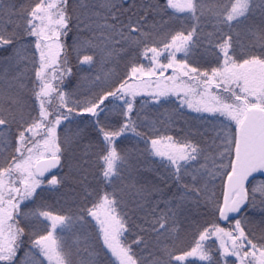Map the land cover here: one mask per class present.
<instances>
[{
	"label": "snow or ice",
	"instance_id": "obj_1",
	"mask_svg": "<svg viewBox=\"0 0 264 264\" xmlns=\"http://www.w3.org/2000/svg\"><path fill=\"white\" fill-rule=\"evenodd\" d=\"M169 94L164 133L183 119L180 138L143 99ZM255 174L264 0H0V264H264ZM208 215L184 246L183 225Z\"/></svg>",
	"mask_w": 264,
	"mask_h": 264
},
{
	"label": "trees",
	"instance_id": "obj_2",
	"mask_svg": "<svg viewBox=\"0 0 264 264\" xmlns=\"http://www.w3.org/2000/svg\"><path fill=\"white\" fill-rule=\"evenodd\" d=\"M71 2H72V0H70V3ZM209 2H213V0H209ZM14 3L16 5V7H19L21 4L31 3V0H14ZM67 43L69 45H71V43H72V36L71 35L68 37ZM181 55L182 54H178V57H180ZM70 59L72 61L73 70L75 72L77 70L76 58H75V54L72 53L71 50H70ZM128 59L129 58L127 56H125V57L121 58L119 63L114 64V65L113 64L108 65V67H115L116 72L118 73V77L114 78L115 82H118L119 78H123L124 75L126 74V72L128 71V69L126 67V65L128 63ZM139 62L147 63L146 60H142V59ZM200 66L203 68V67H208L209 65L207 62L202 61ZM71 80H72V82H71V85L69 86L68 90L75 88L76 83H77V77H72ZM111 86H115V83H113ZM75 98H77V99L82 98V95H78ZM140 99H141V97L137 98L138 101ZM143 99L149 101L148 109H149V114L151 115V117L157 121H163L164 122V124H162V123L157 124V127H159L161 129L162 133H164V126L168 122V116L172 112V110H174L175 108L180 106V98H178V97H161V100L163 101V103H156V102L152 101L151 98H147V97H143ZM165 110H167V111H165ZM181 111L183 112L184 117L187 118L193 126H201V127L206 126V125H199V121L197 120V118L198 117H210V114H208V113H196L192 109H189L186 105H184L181 108ZM215 123L218 124L219 120H216ZM73 127H74V125H73ZM180 129H184L185 131L187 130L183 119H177L176 123L172 125L171 129L167 133H164V134L173 135L174 137L180 138L183 135V133L180 131ZM124 143H129V141H124ZM140 147H143V144H141ZM150 159L155 163L160 158L159 157H151ZM145 175H150V174L145 173ZM225 178H226V175L223 177H218L217 180L215 181L216 186H215L214 190H215L217 196L221 200L223 198ZM261 179H264V178L261 176H256V180L253 181V183L258 182ZM117 186L122 187V185L120 184L119 181L117 182ZM92 187L97 190L96 192L93 193L92 198H95V196L100 191V189L103 188V185L100 183H97L96 181H93ZM173 191H175V186H173ZM129 200H130V198H129ZM49 203H52V201H49ZM29 207H33V205H29ZM54 207H55V209L58 210L60 208V205H55ZM65 207H67V206H65ZM133 219H135V217H133ZM193 219L196 222L195 224L185 223L183 225V231L181 232V239L184 241V246H187L192 241L193 235L196 232L197 226L203 227V226H205V221L211 223L214 220V218L211 215L197 216V217H193ZM216 222L220 223V225L222 227H225V228L228 227V222H226V221H216ZM90 230L94 232L95 228L93 227ZM257 235H259V233H257ZM213 239H215V238H213ZM217 243H218V241H217ZM26 253H27V248L25 247L24 250L18 254L22 261L28 259V257L26 256ZM190 259H192V258H190ZM195 264H201V262L196 261Z\"/></svg>",
	"mask_w": 264,
	"mask_h": 264
},
{
	"label": "rangeland",
	"instance_id": "obj_3",
	"mask_svg": "<svg viewBox=\"0 0 264 264\" xmlns=\"http://www.w3.org/2000/svg\"><path fill=\"white\" fill-rule=\"evenodd\" d=\"M165 75H166V76L171 75V70H169L168 72H166ZM144 97L150 98V97H148L147 95H145ZM167 97H177V96L174 95V94H169V96H167ZM137 98H140V97H137Z\"/></svg>",
	"mask_w": 264,
	"mask_h": 264
},
{
	"label": "water",
	"instance_id": "obj_4",
	"mask_svg": "<svg viewBox=\"0 0 264 264\" xmlns=\"http://www.w3.org/2000/svg\"><path fill=\"white\" fill-rule=\"evenodd\" d=\"M256 175V174H255ZM264 177V176H263ZM226 183H227V177H226V179H225V183H224V188H225V186H226Z\"/></svg>",
	"mask_w": 264,
	"mask_h": 264
}]
</instances>
